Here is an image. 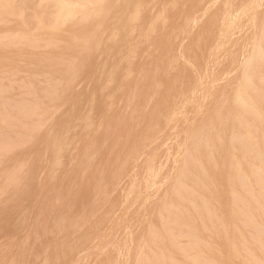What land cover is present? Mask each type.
<instances>
[{"label": "rangeland", "instance_id": "374dc122", "mask_svg": "<svg viewBox=\"0 0 264 264\" xmlns=\"http://www.w3.org/2000/svg\"><path fill=\"white\" fill-rule=\"evenodd\" d=\"M70 1L0 0V264H264V0Z\"/></svg>", "mask_w": 264, "mask_h": 264}, {"label": "bare ground", "instance_id": "6f19581e", "mask_svg": "<svg viewBox=\"0 0 264 264\" xmlns=\"http://www.w3.org/2000/svg\"><path fill=\"white\" fill-rule=\"evenodd\" d=\"M69 1H70V0H68V2H69ZM77 1H78V0H77ZM82 1H83V0H82ZM87 1H88V0H87ZM92 1H94L95 4H96V2H97L96 0H92ZM100 1H102V0H99V3H100ZM114 1H115V0H114ZM114 1H113V3H114ZM130 1H132V0H130ZM53 2H54V0H53ZM60 2H61V1H60ZM70 2H71V1H70ZM94 2H91V3H90V1H89L90 4H92V3H94ZM106 2H108V1L106 0ZM55 3H56L57 5H60V4H58V2H56V0H55ZM62 3H64V2H62ZM65 3H66V2H65ZM71 3H72V2H71ZM75 3H76V2H75ZM77 3H78V2H77ZM77 3H76V4H77ZM79 3H80V0H79ZM81 3H82V6L85 7L84 4H83L84 2H81ZM87 3H88V2H87ZM87 3H86V4H87ZM129 3H130V2H129ZM223 3H224V2H223ZM2 4H3V3H2ZM4 4H5V3H4ZM7 4H8V3H7ZM66 4H67V3H66ZM69 4H70V3H69ZM73 4H74V3H73ZM106 4H107V3H106ZM122 4H123V3H122ZM11 5H12V4H11ZM70 5H71V4H70ZM70 5H68V6H70ZM92 5H93V4H92ZM103 5H105V2H104ZM107 5H109V4H107ZM110 5H111V3H110ZM133 5H134V4H132V5L130 6V8H131ZM227 5H228V4H227ZM254 5H255V4H254ZM6 6H8V5H6ZM62 6H63V4H62ZM64 6H65V5H64ZM64 6H63V8H64ZM68 6H66V7L69 8ZM78 6H79L78 8L81 7L80 5H78ZM87 6H88V5H87ZM90 6H91V5H90ZM96 6L99 7V5H96ZM96 6H95V7H96ZM100 6H101V5H100ZM0 7H1V6H0ZM66 7H65V9H67ZM73 7H74V5H73V6L71 5V8H73ZM114 7H115V6H114ZM114 7H113V8H114ZM116 7H117V5H116ZM241 7H242V6H241ZM2 8H3V6H2ZM54 8H55V7H54ZM54 8H53V9H54ZM59 8H61V7H58V10H60ZM71 8H70V9H71ZM75 8H76V6H75ZM86 8H87V7H86ZM88 8H91V7L88 6ZM104 8H106V7H104ZM108 8H109V6H108ZM244 8H245V7H244ZM4 9H5V8H4ZM65 9H64V10H65ZM76 9H77V8H76ZM91 9H93V8H91ZM133 9H134V8H133ZM1 10H3V9H1ZM1 10H0V12H1ZM10 10H11V8H9V11H10ZM72 10H73V9H72ZM83 10H85V9H83ZM89 10H90V9H89ZM89 10L87 9V10H85V11H82L81 13L86 12V11H89ZM95 10L97 11L98 9H95ZM95 10H94V12H95ZM105 10H106V9H105ZM135 10H136V9H135ZM3 11H4V10H3ZM13 11H14V9H13ZM62 11H63V10H62ZM80 11H81V10H80ZM100 11H101V10H100ZM11 12H12V11H11ZM60 12H61V10H60ZM65 12L70 13L71 11L69 12V9H68V10L65 11ZM72 12L75 13V11H72ZM89 12H90V11H89ZM89 12H88V13H89ZM162 12H163V11H162ZM226 12H227V11H226ZM1 13H3V12H1ZM9 13H10V12H9ZM55 13L57 14V12H55ZM62 13H63V12H62ZM68 13H66L67 16L69 15ZM76 13H77V12H76ZM81 13H80V14H81ZM88 13H87V15H88ZM92 13H93V12H92ZM104 13H105V11H104ZM106 13H107V12H106ZM63 14H65V13H63ZM83 14H84V13H83ZM83 14H82V15H83ZM94 14H95V13H94ZM136 14H137V13H136ZM4 15H5V14H4ZM66 15L64 16L65 18H66ZM70 15H71V14H70ZM70 15H69V16H70ZM78 15H79V14H78ZM82 15H80V16H82ZM84 15H85V14H84ZM84 15H83V16H84ZM87 15H85V16H87ZM92 15H93V14H92ZM157 15H158V14H157ZM157 15H156V16H157ZM13 16L15 17V13L13 14ZM58 16H59V15H58ZM71 16H75V15L72 14ZM71 16L68 18L69 20H70V18H72ZM83 16H82V19L84 20L85 17L83 18ZM89 16H90V15H89ZM127 16H128V15H127ZM130 16H131V15H130ZM134 16H135V15H134ZM136 16H137V15H136ZM158 16H159V15H158ZM158 16H157V17H158ZM201 16H203V14H202ZM6 17H7V16H6ZM8 17H9V16H8ZM78 17H79V16H78ZM231 17H232V16H231ZM12 18H13V17H11V19H12ZM59 18H61V17H59ZM93 18H94V17H93ZM102 18H103V15H102ZM2 19H3V18H2ZM53 19H54V18H53ZM76 19H77V21H75V22H78V21L81 20L80 17H79V18L76 17ZM76 19L73 18V20H72V19H71V20H72L73 23H74V20H76ZM105 19H106V18H105ZM153 19H154V18H153ZM71 20H70V21H71ZM85 20H86V19H85ZM85 20H84V21H85ZM88 20H89V18H88ZM101 20H102V19H101ZM128 20H129V18H128ZM185 20H186V19H185ZM228 20L230 21V19H228ZM0 21H1V20H0ZM14 21H16V20H14ZM60 21H61V20H60ZM60 21H59V22H60ZM63 21H64V20H63ZM132 21H133V20H132ZM247 21H248V20H247ZM4 22H5V21H4ZM39 22H40V21H39ZM61 22H62V21H61ZM103 22H105V20H104ZM151 22H153V21H151ZM6 23H7V22H6ZM54 23H56V22H54ZM64 23H65V22H64ZM71 23H72V22H71ZM149 23H150V22H149ZM194 23H195V22H194ZM3 24H4V23H3ZM41 24H42V22H41ZM47 24L50 25L49 23H46V25H47ZM58 24H60V23H58ZM75 24H76V23H75ZM77 24H79V23H77ZM77 24H76V25H77ZM87 24H88V23H87ZM0 25H2V23H0ZM10 25H11V24H10ZM48 25H47V28H50V27H48ZM62 25H63V24H62ZM62 25H61V26H62ZM85 25H86V24H85ZM150 25H151V24H150ZM50 26H52V24H51ZM252 26H253V25H252ZM4 27L6 28V25H5ZM43 27H44V25H43ZM45 27H46V26H45ZM53 27H54V26H53ZM53 27H52V28H53ZM65 27H66V29L68 28L67 26H65ZM65 27H64V28H65ZM75 27H76V26H75ZM80 27H81V26H80ZM104 27H105V26H104ZM0 28H1V27H0ZM2 28H3V27H2ZM11 28H12V27H11ZM38 28H40V27H38ZM47 28H46L45 30H48ZM52 28H50L49 30L51 31ZM73 28H74V27H73ZM78 28H79V27H78ZM96 28H97V27H96ZM100 28H101V27H100ZM3 29H4V28H3ZM3 29H0V30H3ZM62 29H63V28H62ZM101 29H102V28H101ZM103 29H105V28H103ZM191 29H192V28H191ZM191 29H190V30H191ZM234 29H235V28H234ZM60 30H61V29H60ZM67 30H68V29H67ZM131 30H132V29H131ZM11 31H12V30H11ZM52 31H53V30H52ZM69 31H70V29H69ZM145 31H146V30H145ZM181 31H182V29H181ZM37 32H38V31H37ZM45 32H46V31H45ZM45 32H44V33H45ZM56 32H57V28H56L55 33H56ZM59 32H60V31H59ZM61 32H62V31H61ZM61 32L59 33V35L61 34ZM65 32H66V31H65ZM151 32H152V31H151ZM7 33H8V32H7ZM40 33L43 34V33H42V30H41ZM50 33H51V34H50ZM50 33H49V37H52V36L58 35L57 33L54 35V34H53L54 31H53V33H52V32H50ZM63 33H64V32H63ZM97 33H99V32H97ZM144 33H145V32H144ZM181 33H182V32H181ZM237 33H238V32H237ZM47 34H48V33H47ZM52 34H53V35H52ZM69 34H71V33L69 32ZM100 34H102V32H101ZM100 34H99V35H100ZM222 34H223V33H222ZM222 34H221V35H222ZM224 34H225V33H224ZM8 35H9V34H8ZM14 35H15V33H14ZM36 35H37V34H36ZM44 35H45V34H44ZM50 35H52V36H50ZM59 35H58V37H59ZM64 35H65V34H64ZM81 35H82V34H81ZM95 35H96V34H95ZM111 35H112V34H111ZM130 35H131V34H130ZM6 36H7V35H6ZM28 36H29V35H28ZM30 36H31V35H30ZM40 36H41V35H40ZM114 36H115V35H114ZM128 36H129V35H128ZM26 37H27V36H26ZM36 37H38V36H36ZM46 37H48V36H46ZM55 37H56V36H55ZM97 37H98V36H97ZM104 37H105V36H104ZM112 37H113V36H112ZM230 37H231V36H230ZM32 38H33V36H32ZM39 38H40V37H39ZM43 38H44V37H43ZM56 38H57V37H56ZM60 38H61V36H60ZM65 38H67V36H65ZM65 38H64V39H65ZM110 38H111V37H109V39H110ZM143 38H144V37H143ZM217 38H218V37H217ZM222 38H223V37H222ZM72 39H73V38H72ZM98 39H99V38H98ZM37 40H39V39H37ZM3 41H5V40H3ZM67 41H69V40H67ZM74 41H75V40H74ZM105 41H106V40H105ZM112 41H113V40H112ZM182 41H183V40H182ZM42 42H43V41H42ZM72 42H73V41H72ZM72 42H71V43H72ZM96 42H97V40H96ZM12 43H13V42H12ZM127 43H128V42H127ZM214 43H215V42H214ZM214 43H213V44H214ZM44 44H45V43H44ZM93 44H94V43H93ZM222 44H223V43H222ZM11 45H12V44H11ZM94 45H95V44H94ZM94 45H93V46H94ZM26 47H27V45H26ZM65 48H66V47H65ZM92 48L94 49V47H92ZM211 48H212V46H211ZM211 48H210V49H211ZM254 48H255V47H254ZM263 48H264V47H263ZM1 49H2V48H1ZM30 49H31V48H30ZM216 49H217V47H216ZM216 49H215V50H216ZM31 50H34V49H31ZM46 50L48 51V49H46ZM57 50H58V49H57ZM250 50H251V49H250ZM262 50H264V49H262ZM38 51H41V50H38ZM42 51H43V50H42ZM55 51H56V50H55ZM177 51H178V50H177ZM18 52H19V51H18ZM50 52H51V51H50ZM52 52H53V51H52ZM84 52H85V51H84ZM87 52H89V51H87ZM208 52H209V51H208ZM208 52H207V53H208ZM240 52H241V51H240ZM31 53H32V52H31ZM129 53H130V52H129ZM262 53H264V52H262ZM42 54H43V52H42ZM54 55H55V54H54ZM13 56H15V55H13ZM128 56H129V54H128ZM180 56H181V55H180ZM263 56H264V55H263ZM47 57H48V56H47ZM1 58H3V57H1ZM131 58H132V57H131ZM219 58H220V57H219ZM3 60H4V59H3ZM41 60H42V59H41ZM125 60H126V59H125ZM205 60H206V59H205ZM215 60H216V59H215ZM244 60H245V58H244ZM259 60H262V59H259ZM36 61L39 62L38 59H37ZM43 61H45V59H44ZM47 61H48V59H47ZM2 62H3V61H2ZM126 62H127V61H126ZM184 62H185V61H184ZM204 62H205V61H204ZM212 62H213V61H212ZM262 62H263V60H262ZM33 63H36V62L33 61ZM54 63H55V62H54ZM82 63H83V62H82ZM233 63H234V62H233ZM36 64H37V63H36ZM38 64H39V63H38ZM48 64H49V63H48ZM50 64H51V63H50ZM52 64H53V62H52ZM102 64H103V63H102ZM127 64H128V63H127ZM234 64H235V63H234ZM43 65H46V64H43ZM81 65H82V64H81ZM203 65H204V64H203ZM100 66H102V65L100 64ZM262 66H264V65L262 64ZM18 67H19V66H18ZM115 67H116V66H115ZM8 68H10V67H8ZM24 68H25V67H24ZM48 68H49V67H48ZM193 68H194V67H193ZM263 68H264V67H263ZM4 69H5V68H4ZM41 69H42V68H41ZM46 69H47V68H45L44 70H46ZM259 69H260V68H259ZM0 70H1V69H0ZM23 70H24V69H23ZM37 70H39V69H37ZM37 70H36V71H37ZM48 70H49V69H48ZM112 70H113V69H112ZM198 70H199V69H198ZM214 70H215V69H214ZM9 71H10V70H9ZM13 71H14V70H13ZM30 71H31V70H30ZM30 71L28 70V73H29ZM33 71H35V70H33ZM80 71H81V69H80ZM101 71H102V70H101ZM256 71H257V70H256ZM41 72H42V71H41ZM107 72H108V71H107ZM125 72H126V71H125ZM125 72H124V73H125ZM5 73H6V72H5ZM199 73H200V72H199ZM259 73H260V72H259ZM262 73L264 74V71H263ZM41 74H42V73H41ZM200 74H201V73H200ZM252 74H253V73H252ZM10 75H11V74H10ZM13 75H14V74H13ZM42 75H43V74H42ZM108 75H109V73H108ZM127 75H128V74H127ZM197 75H198V74H197ZM249 75H250V74H249ZM256 75H257V74H256ZM125 76H126V75H125ZM203 76H204V75H203ZM9 77H10V76H9ZM122 77H123V76H122ZM218 77H219V76H218ZM257 77H258V76H257ZM262 77H263V76H262ZM14 78H15V77H14ZM43 78H44V77H43ZM213 78H216V77H213ZM221 78H222V77H221ZM19 79H20V78H19ZM33 79H34V78H33ZM44 79H45V78H44ZM47 79H48V77H47ZM124 79H125V78H124ZM211 80H212V79H211ZM215 80H216V79H215ZM219 80H220V79H219ZM258 80H259V78H258ZM7 81H8V80H7ZM7 81L5 80L6 83H7ZM193 81H194V80H193ZM8 82H9V81H8ZM210 82H211V81H210ZM259 82H260V81H259ZM263 82H264V81H263ZM18 83H19V81H18ZM43 83H44V82H43ZM214 83H215V82H214ZM46 84H47V83H45V85H46ZM192 84H193V83H192ZM256 84H257V83H256ZM8 85H9V84H8ZM16 85H17V84H16ZM105 85H106V84H105ZM209 85H210V84H209ZM257 85H258V84H257ZM263 85H264V84H263ZM17 86H18V85H17ZM47 86H48V85H47ZM120 86H121V85H120ZM193 86H194V84H193ZM259 86H260V85H259ZM102 87H103V86H102ZM254 87H255V86H254ZM0 88H1V87H0ZM3 88H5V87H3ZM261 88H263V87H261ZM8 89H9V88H8ZM116 89H117V88H116ZM191 89H192V88H191ZM254 89H255V88H254ZM9 90H10V89H9ZM24 90H25V89H24ZM41 91H42V90H41ZM43 91H44V90H43ZM98 91H99V90H98ZM189 91H190V90H189ZM247 91H249V90H247ZM254 91H255V90H254ZM24 93H25V92H24ZM46 93H47V92H46ZM91 93H92V92H91ZM181 93H182V92H181ZM186 93H187V92H186ZM209 93H210V91H209ZM245 93H246V92H245ZM259 93H260V92H259ZM53 94H54V93H53ZM240 94H241V93H240ZM9 95L11 96V94H9ZM9 95H8V96H9ZM27 95H28V94H27ZM205 95H206V94H205ZM248 95H250V94L248 93ZM255 95H256V94H255ZM255 95H254V97H255ZM260 95H261V94H260ZM2 96H3V95H1V97H2ZM235 96H236V95H235ZM244 96H245V94H244ZM3 97H4V96H3ZM5 97H6V96H5ZM11 97H12V96H11ZM25 97H28V96H25ZM180 97H181V96H180ZM187 97H188V96H187ZM187 97H184V98H182V99H185V98H187ZM233 97H234V96H233ZM237 97H239V96H237ZM237 97H236V98H237ZM254 97H253V98H254ZM260 97H262V96H260ZM244 98H245V97H244ZM6 99H7V98H6ZM19 99H20V98H19ZM30 99H31V98H30ZM204 99H205V98H204ZM254 99H255V98H254ZM260 99H261V98H260ZM3 100H4V99H3ZM22 100H23V99H22ZM35 100H36V99H35ZM210 100H211V99H210ZM241 100L243 101L242 98H241ZM246 100L248 101L249 99H246ZM0 101H1V100H0ZM57 101H58V100H57ZM251 101H252V100H251ZM261 101H264V100L262 99ZM4 102H5V101H4ZM6 102H7V101H6ZM13 102L15 103V101H13ZM21 102H22V101H21ZM182 102H183V101H182ZM240 102H241V101H240ZM255 102H257L256 99H255ZM0 103H1V102H0ZM18 103H20V102L18 101ZM34 103H35V102H34ZM90 103H91V102H90ZM250 103H251V102H250ZM202 104H203V103H202ZM257 104H258V102H257ZM1 105H2V107H3V102H2ZM6 105H7V103H6ZM17 105H19V104H17ZM28 105H29V103H28ZM32 105H33V104H32ZM56 105H57V104H56ZM179 105H180V104H179ZM190 105H191V104H190ZM241 105L244 106V104H241ZM245 105H246V104H245ZM262 105L264 106L263 103H262ZM14 106H15V104H14ZM180 106H181V105H180ZM243 106H242V107H243ZM251 106H252V105H251ZM257 107H258V106H257ZM200 108H201V107H200ZM258 108H259V107H258ZM21 109H22V108H21ZM33 109H34V108H33ZM70 109H71V108H70ZM254 109H255V107H254ZM10 110H11V109H10ZM156 110H157V109H156ZM242 110H243V108H242ZM246 110H247V106H246ZM250 110L252 111V109H250ZM255 110H256V109H255ZM259 110H260V108H259ZM261 111H262V110H261ZM15 112H16V111H15ZM20 112H21V111H20ZM70 112H71V111H70ZM80 112H81V111H80ZM88 112H89V111H88ZM254 112H255V114H257L256 111H254ZM10 113H11V112H10ZM29 113H30V112H29ZM174 113H175V112H174ZM262 113H263V112H262ZM241 114H242V113H241ZM255 114H254V116H255ZM3 115H5V113H4ZM35 115H36V114H34V116H35ZM239 115H240V114H239ZM244 115H245V114H244ZM250 115H251V113H250ZM5 116H8V115H5ZM61 116H62V115H61ZM169 116H170V115H169ZM245 116H246V115H245ZM257 116H258V114H257ZM36 117H37V115H36ZM173 117H174V116H173ZM188 117H189V116H188ZM239 117H240V116H239ZM246 117H247V116H246ZM246 117H245V118H246ZM261 117H262V116H261ZM83 118H84V117H83ZM180 118H181V117H180ZM252 118H253V115H252ZM255 118L257 119L256 116H255ZM255 118H254V119H255ZM258 118H259V117H258ZM86 119H87V117H86ZM232 119H233V118H232ZM238 119H239V118H238ZM83 120H84V119H83ZM83 120H81V121H83ZM235 120H236V119H235ZM240 120H241V122H242V119H240ZM247 120H248V119H247ZM257 120H258V119H257ZM164 121H165V120H164ZM231 121H232V120H231ZM236 121H237V120H236ZM236 121H235V122H236ZM245 121H246V120H245ZM248 121L251 122L250 120H248ZM253 121H254V120H253ZM0 122H1V120H0ZM232 122H233V121H232ZM258 122H260V119H259ZM258 122H257V125H258ZM262 122H263V121H262ZM1 123H3V121H2ZM223 123H225V122H223ZM223 123H222V124H223ZM228 123H229L228 126H230L231 123H230V122H228ZM246 123H247V122H246ZM87 124H88V123H87ZM236 124L238 125L239 123L236 122ZM241 124H243V123H241ZM252 124H253V123H252ZM2 125H3V124H2ZM261 125H262V124H261ZM5 126H6V125H5ZM5 126H3V127H5ZM173 126H174V125H173ZM232 126H233V125H232ZM232 126H231V128H232ZM242 126H244V125H242ZM6 127H7V126H6ZM87 127H88V126H87ZM258 127H259V126H258ZM258 127H256V129H257ZM260 127H263V126H260ZM82 128H83V127H82ZM222 128H225V127L223 126V127H221L220 129H222ZM249 128H250V127H249ZM251 128H253V127H251ZM1 129H3V128H1ZM64 129H65V128H64ZM226 129H227V128H226ZM229 129H230V127H229ZM236 129H237V128H236ZM241 129H242V128H241ZM258 129H259V128H258ZM4 130H5V129H4ZM66 130H67V129H66ZM81 130H82V129H81ZM170 130H174V129H170ZM170 130H169V131H170ZM246 130H247V129H246ZM253 130H255V129L253 128ZM262 130H263V129H262ZM262 130H261V131H262ZM193 131H194V130H193ZM237 131H238V129H237ZM241 131H242V130H241ZM244 131H245V130H244ZM257 131H258V130H257ZM261 131H260V132H261ZM263 131H264V130H263ZM56 132H57V131H56ZM62 132H63V131H62ZM67 132H68V131H67ZM189 132H190V130H189ZM232 132H233V131H232ZM258 132H259V131H258ZM260 132H259V133H260ZM187 133H188V131H187ZM253 133H254V131L252 132V134H253ZM259 133H258V134H259ZM1 134H2V133H1ZM155 134H156V133H155ZM190 134H191V133H190ZM240 134H242V132H241ZM247 134H248V133H247ZM262 134H263V133H262ZM262 134L260 133V136H261ZM174 135H175V134H174ZM249 135H250V134H249ZM62 136H63V135H62ZM189 136H190V135H189ZM215 136H216V135H215ZM218 136H219V134H218ZM253 136H254V134H253ZM8 137H9V136H8ZM51 137H52V136H51ZM54 137H55V136H54ZM54 137H53V138H54ZM72 137H73V136H72ZM219 137H220V136H219ZM243 137H244V136H243ZM248 137H249V136H248ZM255 137H256V135H255ZM258 137H259V136H258ZM2 138H3V136H2ZM2 138H1V140H2ZM59 138H60V135H59ZM142 138H143V137H142ZM221 138H222V137H220V139H221ZM246 138H247V137H246ZM246 138H245V139H246ZM260 138H261V137H260ZM260 138H259V139H260ZM50 139L52 140V138H50ZM60 139H61V138H60ZM146 139H147V138H146ZM214 139H215V138H214ZM243 139H244V138H243ZM249 139H250V138H249ZM249 139H248V141L251 142V140H249ZM257 139H258V138H257ZM257 139H256V140H257ZM263 139H264V138H263ZM72 140H73V139H72ZM240 140H241V139H240ZM246 140H247V139H246ZM254 140H255V139H254ZM254 140H253V141H254ZM142 141H143V139H142ZM185 141H186V140H185ZM221 141H222V139H221ZM233 141H234L233 143H235V140H234V139H233ZM257 141H258V140H257ZM257 141H256V142H257ZM260 141H262V140H260ZM2 142H3V141H2ZM5 142H6V141H5ZM7 142H8V141H7ZM57 142H58V141H57ZM57 142H56V144H57ZM63 142H64V139H63ZM68 142H69V141H68ZM170 142H171V141H170ZM236 142H237V141H236ZM239 142H240V143H238V144H241V141H239ZM246 142H247V141H246ZM246 142H245V143H246ZM254 142H255V141H254ZM258 142H259V141H258ZM258 142H257V143H258ZM262 142H263V141H262ZM52 143H53V142H52ZM52 143H50V144H52ZM61 143H62V139H61ZM165 143H166V142H165ZM216 143H218L217 140H216ZM216 143H215V144H216ZM257 143H256V145H257ZM4 144H6V143H4ZM141 144H142V143H141ZM176 144H177V143H176ZM218 144H219V143H218ZM218 144H217V147H218ZM238 144H237V145H238ZM246 144H247V143H246ZM67 145H68V144H67ZM148 145H149V144H148ZM163 145H164V143H163ZM242 145H244V144H242ZM254 145H255V143H254ZM259 145H260V144H259ZM4 146H5V145H4ZM6 146H7V144H6ZM62 146H63V145H62ZM212 146H213V143H212ZM235 146H236V145H235ZM257 146H258V145H257ZM261 146H262V143H261ZM176 147H177V146H176ZM210 147H211V146H210ZM240 147H241V145H240ZM244 147H245V146H244ZM0 148H2V144H1ZM50 148H52V146H51ZM133 148H134V147H133ZM145 148H146V147H145ZM234 148H235V147H234ZM238 148H239V147H238ZM246 148H247V147H246ZM252 148H253V146H252ZM262 148H263V147H262ZM4 149H5V148H4ZM7 149H8V148H7ZM142 149H144V148H142ZM214 149H216V148H214ZM230 149H231V148H230ZM260 149H261V148H260ZM132 150H133V149H132ZM211 150H212V148H211ZM219 150H220V149H219ZM219 150H218V151H219ZM246 150H247V149H246ZM262 150H263V149H262ZM136 151H137V150H136ZM220 151H221V150H220ZM235 151H236V149H235ZM242 151H243V150H242ZM138 152H139V151H138ZM140 152H141V151H140ZM140 152H139V153H140ZM167 152H168V151H167ZM245 152H246V151H245ZM261 152H262V151H261ZM52 153H53V152H52ZM52 153H51V155H53ZM214 153L216 154L215 151H214ZM235 153H236V152H235ZM253 153H254V155H256L255 152H253ZM58 154H59V152H58ZM244 154H245V153H244ZM246 154H247V153H246ZM261 154H262V153H261ZM134 155H135V151H134ZM136 155H137V154H136ZM136 155L134 156V158H136ZM173 155H174V154H173ZM219 155H220V154H219ZM230 155H232V154H230ZM236 155H238V154L236 153ZM239 155H240V153H239ZM214 156H215V155H214ZM217 156H218V155H217ZM221 156H222V155H220V157H221ZM240 156H241V155H240ZM246 156H248V155H246ZM263 156H264V154H263ZM53 157H54V156H53ZM131 157H132V156H131ZM138 157H139V156H138ZM260 157H261V156H260ZM51 158H52V157H51ZM57 158H58V157H57ZM134 158H133V159H134ZM166 158H167V156H166ZM216 158H217V157H216ZM218 158H219V156H218ZM218 158H217V160H218ZM227 158H228V157H227ZM229 158H230V157H229ZM229 158H228V159H229ZM235 158H236V157H235ZM238 158H239V157H238ZM238 158H237V159H238ZM247 158H248V157H247ZM247 158H246V159H247ZM250 158H251V157H250ZM255 158H257V157H255ZM225 159H226V158H225ZM225 159H223V161H224ZM242 159H243V158H242ZM242 159H241V161H242ZM251 159H252V158H251ZM261 159H262V158H261ZM57 160H58V159H57ZM134 160H135V159H134ZM134 160H133V161H134ZM149 160H150V159H149ZM165 160H166V159H165ZM231 160H232V159H231ZM233 160H234V158H233ZM238 160H239V159H238ZM243 160H244V159H243ZM51 161H52V160H51ZM61 161H62V159H61ZM125 161H126V160H125ZM151 161H152V160H151ZM153 161H154V159H153ZM225 161H226V160H225ZM228 161H229V160H228ZM252 161L254 162L253 159H252ZM255 161H256V159H255ZM258 161H259V159H258ZM217 162H218V161H217ZM217 162H216V164H217ZM220 162H222V161H220ZM231 162H233V161H231ZM234 162H235V161H234ZM250 162H251V161H250ZM253 162H251V163H253ZM49 163H50V162H49ZM51 163H52V162H51ZM58 163H59V162H58ZM212 163H213V160H212ZM212 163H211V164H212ZM236 163H237V162H236ZM258 163H259L258 165H260V163L262 164V161H261V162H258ZM157 164H158V162H157ZM173 164H174V162H173ZM218 164H220V163L218 162ZM227 164H228V163H227ZM229 164H230V163H229ZM244 164H245V163H244ZM54 165H55V163H54ZM54 165H53V166H54ZM151 165H153V163H152ZM246 165H247V164H246ZM248 165H249V164H248ZM262 165H263V164H262ZM262 165H261V166H262ZM57 166H58V165H57ZM162 166H163V165H162ZM162 166H161V167H162ZM211 166L213 167V164H212ZM220 166H221V165H220ZM253 166H254V165H253ZM256 166H257V165H256ZM139 167H140V166H139ZM197 167H198V166H197ZM209 167H210V166H209ZM224 167H225V165H224ZM227 167H228V166H227ZM245 167H246V166L244 165V168H245ZM249 167H250V166H249ZM158 168H159V167H157V170H156V171H158ZM165 168H166V166H165ZM199 168H200V167H199ZM210 168H211V167H210ZM222 168H223V166H222ZM257 168H258V167H257ZM257 168H255L254 171H255ZM260 168H261V167H260ZM48 169H49V167H48ZM50 169H51V168H50ZM148 169H149V168H148ZM213 169H214V167H213ZM219 169H220V168L218 167V170H219ZM234 169H235V168H234ZM247 169H248V168H247ZM250 169H251V168H250ZM252 169H253V167H252ZM261 169H262V168H261ZM261 169H259V170H261ZM165 170H166V169H165ZM225 170H226V169H225ZM240 170H241V168H240ZM243 170H244V169H243ZM245 170H246V169H245ZM115 171L118 173V171H117L116 169H115ZM154 171H155V170H154ZM156 171H155V172H156ZM160 171H161V170H160ZM200 171H202L201 168H200ZM212 171H213V170H212ZM214 171H215V170H214ZM227 171H228V172H227ZM246 171H247V170H246ZM257 171H258V170H257ZM112 172H113V171H112ZM136 172H137V171H136ZM143 172H144V171H143ZM147 172H148V174H149L150 172H151L150 174H152V169H151L150 172H149V170H148ZM162 172H163V171H162ZM165 172H166V171H165ZM203 172H204V171H203ZM220 172H221V171H219V173H220ZM223 172H224V171H223ZM225 172H227V173L230 172V171H229V167H228V169H227ZM234 172H236V171H234ZM241 172H242V170H241ZM248 172H249L248 175L250 176V173H251V172H250L249 170H248ZM252 172H253V171H252ZM263 172H264V170H263ZM145 173H146V172H145ZM153 173H154V172H153ZM174 173H175V172H174ZM194 173H195V172H194ZM196 173H197V172H196ZM211 173H212V172H211ZM215 173H216V175H217V172H215ZM253 173H254V172H253ZM158 174H159V172H158ZM162 174H163V173H162ZM165 174H166V173H165ZM188 174H189V172L187 173V175H188ZM197 174H198V173H197ZM204 174H205V173H204ZM212 174H213V173H212ZM224 174H225V173H224ZM224 174H223V175H224ZM254 174H256V173H254ZM257 174H258V173H257ZM39 175H40V174H39ZM153 175H154V174H153ZM153 175H152V176H153ZM199 175H200V174H199ZM213 175H214V174H213ZM213 175H212V176H213ZM232 175H233V174H232ZM236 175H237V172H236ZM236 175H234V176H236ZM239 175H240V174H239ZM239 175H238V176H239ZM251 175H252V174H251ZM258 175H259V174H258ZM260 175H261V174H260ZM50 176H51V174H50ZM53 176H54V174H53ZM152 176H150L149 178L153 179ZM188 176H189V175H188ZM195 176H196V175H195ZM230 176H231V175H230ZM240 176H241V175H240ZM51 177H52V176H51ZM116 177H117V176H116ZM118 177H119V176H118ZM130 177H131V176H130ZM146 177H147V176H146ZM182 177H183V176H182ZM193 177H194V176H193V174H192V179H193ZM200 177H201V176H200ZM216 177H217V176H216ZM225 177H226V176H225ZM225 177H223V178H225ZM231 177H232V176H231ZM241 177L243 178V176H241ZM255 177H257V179L254 178L255 180H258V179H259L258 176H255ZM48 178H49V177H48ZM108 178H109V177H108ZM147 178H148V177H147ZM160 178H161V177H160ZM190 178H191V177H190ZM205 178H206V177H205ZM205 178H203V180H204ZM213 178H214V177H213ZM227 178H228V177H227ZM233 178H234V177H233ZM233 178H232V179H233ZM242 178H241V179H242ZM251 178H253V177H251ZM261 178H262V177H261ZM111 179H113V178H111ZM154 179H155V176H154ZM165 179H167V178H165ZM165 179H162V180H165ZM170 179H171V178H170ZM201 179H202V178H201ZM238 179H239V178H238ZM238 179H237V180H238ZM249 179H250V178L247 177V180H249ZM114 180H115V179H114ZM117 180H118V178H117ZM145 180H146V182H147V179H144V181H145ZM185 180H186V179H185ZM212 180H214V179H212ZM235 180H236V179H235ZM261 180H262V179H261ZM115 181H116V180H115ZM132 181H133V180H132ZM151 181H152V180H151ZM155 181L157 182L158 180H155ZM186 181H187V180H186ZM189 181H190V180H189ZM193 181H195V180L193 179ZM215 181H216V180H215ZM215 181H214V182H215ZM219 181H220V180H219ZM250 181H251V180H250ZM250 181H249V183H250ZM146 182H143V183H146ZM152 182H154V180H153ZM184 182H185V181H184ZM198 182H199V181H198ZM201 182H202V181H201ZM201 182H200V184H201ZM206 182H208V181L206 180ZM222 182H223V180H222ZM228 182H229V181H228ZM228 182H227V183H228ZM231 182H232V181H231ZM238 182H239V181H238ZM238 182L236 181V185H237V184H238V185L240 184V183H238ZM251 182H252V181H251ZM253 182H254V181H253ZM261 182H262V181H261ZM103 183H104V182H103ZM132 183H133V182H132ZM157 183H158V182H157ZM186 183H187V182H186ZM188 183H190V185L192 184V182H188ZM208 183H209V182H208ZM210 183H211V182H210ZM220 183H221V182H220ZM220 183L218 182V184H220ZM227 183H226V184H227ZM243 183H244V181H243ZM243 183H242V184H243ZM246 183H247V181H246ZM254 183H255V182H254ZM104 184H105V183H104ZM129 184H130V183H129ZM149 184H150V183H149ZM198 184H199V183H198ZM200 184H199V186H200V188H202V186H201ZM221 184H222V183H221ZM223 184H224V182H223ZM232 184H233V182H232ZM257 184H258L259 187H260V183H257ZM105 185H106V184H105ZM133 185H134V184H133ZM159 185H161V184H159ZM210 185H211V184H210ZM233 185H234V184H233ZM252 185H253V184H252ZM255 185H256V184H255ZM101 186H103V185H101ZM116 186H117V185H116ZM116 186H115V187H116ZM128 186H129V185H128ZM146 186H147V185H146ZM149 186H151V185H148V187H149ZM195 186H196V185H195ZM205 186H206V185H205ZM207 186H208V185H207ZM111 187H112V186H111ZM144 187H145V186H144ZM144 187H143V188H144ZM219 187L221 188V187H224V186H220V185H219ZM225 187H226V185H225ZM225 187H224V188H225ZM229 187H230V186H229ZM229 187H227V188L230 190L231 188H229ZM233 187H234V186H233ZM240 187L242 188L241 185L239 186V188H240ZM244 187H247V186L244 185ZM261 187H262V185H261ZM261 187H260V188H261ZM102 188H103V187H102ZM105 188H106V187H105ZM129 188H131V187H129ZM137 188H138V187L136 186V189H137ZM195 188H196V187H195ZM203 188H204V187H203ZM211 188H212V187H211ZM220 188H219V190H220ZM227 188H226V189H227ZM247 188H248V187H247ZM247 188H244V189L247 190ZM249 188H250V186H249ZM249 188H248V191H249ZM252 188H253V187H252ZM255 188H257V187L255 186ZM190 189H191V188H190ZM197 189H198V188H197ZM204 189H207V187L204 188ZM213 189H214V188H213ZM222 189H223V188H222ZM226 189H225V190H226ZM236 189H237V188H236ZM236 189H235V190H236ZM242 189H243V188H242ZM253 189H254V188H253ZM130 190H131V189H130ZM143 190H144V189H143ZM201 190H202V189H201ZM214 190H215V189H214ZM97 191H98V190H97ZM99 191H100V190H99ZM109 191H110V190H109ZM121 191H122V190H121ZM188 191H190V190H188ZM194 191H195V190H194ZM204 191H205V190H204ZM207 191H208V189L206 190V194H207ZM237 191H238V189H237ZM241 191H243V190H241ZM248 191H246V192H248ZM100 192H102V191H100ZM100 192H99V193H100ZM104 192H105V191H104ZM195 192H196V191H195ZM244 192H245V190H244ZM249 192H250V191H249ZM124 193H125V192H124ZM124 193H123V194H124ZM129 193H130V192H129ZM136 193H137V192H136ZM143 193H144V192H143ZM191 193H192V192H191ZM200 193H201V192H200ZM212 193H213V191H212ZM221 193H222V192H221ZM240 193H241V192H240ZM240 193H239V194H240ZM251 193H252V192H251ZM257 193H258V192H257ZM96 194H97V193H96ZM100 194H101V193H100ZM100 194H99V195H100ZM108 194H109V193H108ZM123 194H122V195H123ZM130 194H131V193H130ZM130 194H129V195H130ZM209 194H210V193H208V195H209ZM213 194H214V193H213ZM215 194H216V191H215ZM215 194H214V196H215ZM104 195H105V193H104ZM124 195H125V194H124ZM124 195H123V197H124ZM138 195H139V194H138ZM196 195H197V193H196ZM221 195H222V194H221ZM249 195H250V194H249ZM255 195H256V192H255ZM261 195H262V193H261ZM263 195H264V194H263ZM263 195H262V197H263V199H264V196H263ZM93 196H94V195H93ZM101 196H103V195H101ZM127 196H128V193H127ZM190 196H192V195H190ZM197 196H198V195H197ZM200 196H201V195H200ZM204 196H205V195H204ZM218 196H219V195H218ZM240 196H241V195H240ZM257 196H258V195H257ZM259 196H260V195H259ZM103 197H104V196H103ZM206 197H207V195H206ZM209 197H210V196H209ZM238 197H239V196H238ZM241 197H242V196H241ZM247 197H248V196H247ZM124 198H126V197H124ZM196 198H197V197H196ZM198 198H199V197H198ZM201 198H202V197H201ZM244 198H245V197H244ZM260 198H261V197H260ZM103 199H104V198H103ZM119 199H120V198H119ZM143 199H144V198H143ZM207 199H208V198H207ZM237 199H239V198H237ZM247 199H249V197H248ZM254 199H255V198H253V199L251 198V200H254ZM256 199H257V198H256ZM97 200H98V199H97ZM124 200H125V199H123V201H124ZM208 200H209V199H208ZM211 200H212V199H211ZM235 200H236V199H235ZM241 200H242V198H241ZM245 200H246V198H245ZM260 200H261V199H260ZM99 201L101 202V200H99ZM119 201H120V200H119ZM125 201H126V200H125ZM197 201H198V200H197ZM199 201H200V199H199ZM199 201H198V202H199ZM203 201H204V200H203ZM209 201H210V200H209ZM231 201H233V200H231ZM239 201H240V199H239ZM242 201H243V200H242ZM261 201H262V200H261ZM95 202H96V201H95ZM120 202H121V201H120ZM200 202L202 203V201H200ZM212 202H213V201H212ZM246 202H247V201H246ZM254 202H256V200H254L252 203L254 204ZM123 203H124V202H123ZM201 203H200V204H201ZM203 203H204V202H203ZM203 203H202V206H203L205 209L202 208V209H203L202 211H204V210L206 211V207L204 206ZM214 203L216 204L215 200H214ZM229 203H230V202H229ZM239 203H240V202H239ZM239 203H238V204H239ZM247 203H248V202H247ZM252 203H251V206H253ZM120 204H121V203H120ZM215 204H214V206H215ZM241 204H242V202H241ZM248 204H249V203H248ZM255 204H256V203H255ZM255 204H254V205H255ZM263 204H264V203H262L261 205H263ZM217 205H218V204H217ZM233 205H234V204H233ZM239 205H240V204H239ZM257 205H258V204H257ZM196 206H197V205H196ZM200 206H201V205H200ZM218 206H219V205H218ZM225 206H226V205H225ZM225 206H224V207H225ZM231 206H232V205H231ZM235 206H236V205H235ZM235 206H234V207H235ZM263 206H264V205H263ZM215 207H217V206H215ZM232 207H233V206H232ZM244 207H245V206H244ZM258 207L261 208V206H258ZM217 208H218V207H217ZM220 208H221V207H220ZM228 208H231L230 205H229ZM236 208H237V207H236ZM236 208H235L234 210H236ZM245 208H246V207H245ZM250 208H251V207H249V210H251ZM199 209H200L199 211L201 212V208H200V207H199ZM207 209H208V208H207ZM211 209H212V208H211ZM258 209H259V208H258ZM24 210H26V208H25ZM197 210H198V209H197ZM209 210H210V209H209ZM212 210H213V209H212ZM217 210H218V209H217ZM220 210H221V209H220ZM223 210H224V208H223ZM227 210H228V209H227ZM227 210H225V211H226V213H225L226 217L228 216V215H227V213H228ZM247 210H248V209H247ZM255 210H256V209L254 208V211H255ZM260 210H261V209H260ZM109 211H110V210H109ZM114 211H115V210H114ZM218 211H219V210H218ZM242 211H243V210H242ZM242 211H241V212H242ZM251 211H252V210H251ZM115 212H116V211H115ZM143 212H144V210H143ZM213 212H214V211H213ZM213 212H211L212 215H213ZM238 212H239V211H238ZM80 213H81V212H80ZM185 213H186V212H185ZM205 213H206V212H205ZM207 213H208V211H207ZM217 213H218V212H217ZM229 213H230V212H229ZM234 213H235V212H234ZM246 213H247V212H246ZM248 213H249V211H248ZM250 213H251V212H250ZM260 213H261V214L263 213V208H262V212L260 211ZM196 214H198V213H196ZM203 214H204V213H203ZM219 214H221V213H219ZM21 215H22V214H21ZM186 215H188V214H186ZM186 215H185V217H186ZM194 215H195V214H194ZM209 215H210V214H209ZM239 215H240V213H239ZM242 215H244V214L242 213ZM248 215H249V214H248ZM253 215H255V214H253ZM253 215H252V216H253ZM22 216H23V215H22ZM105 216H106V214H105ZM123 216H124V215H123ZM198 216H199V215H198ZM204 216H206V215L204 214ZM207 216H208V215H207ZM240 216H241V215H240ZM245 216H247V215H245ZM260 216H261V215H260ZM262 216H263V215H262ZM103 217H104V215H103ZM111 217H112V216H111ZM135 217H136V216H135ZM180 217H181V215H180ZM196 217H197V216H196ZM200 217H201V216H200ZM208 217H209V216H208ZM211 217H212V216H211ZM229 217H230V216H229ZM248 217H249V216H247V218H248ZM257 217H258V216H256V219H257ZM60 218H61V215H60ZM62 218H63V217H62ZM117 218H118V217H117ZM205 218H206V217H205ZM227 218H228V217H227ZM239 218H240V217H239ZM242 218H243V217H242ZM242 218H241V219H242ZM258 218H259V217H258ZM262 218H264V217H262ZM22 219H23V217H22ZM143 219H144V218H143ZM191 219H192V218H191ZM201 219H202V218H201ZM207 219H208V218H207ZM213 219H214V220H213ZM213 219H212L213 221L216 220L215 217H213ZM222 219H223V218H222ZM230 219H231V218H230ZM244 219H246V218H244ZM56 220H57V219H56ZM103 220H104V219H103ZM103 220H102V221H103ZM107 220H108V217H107ZM135 220H136V219H135ZM199 220H200V219H199ZM210 220H211V219H210ZM210 220H207V221H210ZM237 220H238V219H237ZM242 220H243V219H242ZM252 220H254V219L252 218ZM257 220H258V219H257ZM259 220H260V219H259ZM20 221H21V220H20ZM61 221H62V220H61ZM185 221H186V219H185ZM223 221H224V219H223ZM75 222H76V221H75ZM86 222H87V221H86ZM99 222H100V221H99ZM103 222H104V221H103ZM108 222H109V221H108ZM197 222H198V220H197ZM202 222H204V221H202ZM202 222H201V223H202ZM219 222H220V221H219ZM219 222H218V223H219ZM228 222H229V220H228ZM240 222H241V221H240ZM254 222H255V221H253V223H254ZM259 222H260V221H259ZM21 223H22V222H21ZM57 223H59V222H57ZM101 223H102V222H101ZM178 223H179V222H178ZM182 223H184V222L182 221ZM186 223H187V221H186ZM188 223H189V221H188ZM201 223H200V226L203 224V223H202V224H201ZM209 223H210V222H209ZM211 223H212V222H211ZM221 223H222V222H221ZM232 223H233V222H232ZM235 223H236V221H235ZM247 223H248V222H247ZM247 223L245 222V224H243V226H245ZM250 223H251V222H250ZM250 223H249V224H250ZM61 224H63V222H62ZM194 224H195V222H194ZM212 224H213V223H212ZM215 224H216V221H215ZM255 224H256V222H255ZM255 224H254V225H255ZM261 224H262V223H261ZM186 225H187V224H186ZM198 225H199V224H198ZM204 225H205V224H204ZM224 225H225V224H224ZM233 225H234V223H233ZM239 225H240V224H239ZM251 225H253V224L251 223ZM71 226H72V225H71ZM188 226H191V225L188 224L187 227H188ZM196 226H197V225H196ZM208 226H209V225H208ZM216 226H218V224H217ZM220 226H221V225H220ZM227 226H228V223H227ZM227 226H226V227H227ZM241 226H242V223H241ZM246 226H247V225H246ZM256 226H258V225H256ZM74 227H75V226H74ZM90 227H91V226H90ZM92 227H93V226H92ZM92 227H91V228H92ZM95 227H97V226H95ZM202 227H203V226H202ZM209 227H210V226H209ZM211 227H212V226H211ZM222 227H223V224H222ZM224 227H225V226H224ZM247 227H248V226H247ZM57 228H58V227H57ZM124 228H125V227H124ZM192 228H193V227H192ZM203 228H205V227H203ZM215 228H216V227H215ZM236 228H237V227H236ZM242 228H243V227H242ZM249 228H250V227H249ZM257 228H260V227H257ZM78 229H79V227H78ZM89 229H90V228H89ZM188 229H189V228H188ZM210 229H211V228H210ZM220 229H221V228H220ZM220 229H219V230H220ZM226 229L229 230V228H226ZM244 229H246V228H244ZM250 229H251V228H250ZM98 230H99V229H98ZM189 230H190V229H189ZM206 230H207V229H206ZM206 230H205V231H206ZM224 230H225V229H224ZM228 230H227V231H228ZM236 230H237V229H236ZM251 230H252V229H251ZM263 230H264V227H263ZM263 230H261V231H263ZM186 231H188L187 228H186ZM209 231H210V230H209ZM213 231H214V229H213ZM229 231H230V230H229ZM249 231H250V230H249ZM253 231H254V230H253ZM253 231H252V232H253ZM255 231H256V230H255ZM259 231H260V230H259ZM121 232H122V231H121ZM199 232H200V231H199ZM202 232H204V231H202ZM217 232H218V231H217ZM223 232H224V231H222V235H221V236L224 235ZM256 232H258V231H256ZM256 232H254V233H256ZM94 233H95V232H94ZM191 233H192V232H191ZM200 233H201V232H200ZM228 233H229V232H228ZM234 233H235V232H234ZM236 233H237V232H236ZM261 233H262V232H261ZM85 234H87V233L85 232ZM90 234H91V233H90ZM186 234H187V233H186ZM188 234H189V233H188ZM204 234H205V233H204ZM210 234H211V233H210ZM226 234H227V233H226ZM238 234H239V233H238ZM247 234H248V232H247ZM252 234H253V233H252ZM252 234H251V235H252ZM263 234H264V233H263ZM119 235H120V234H119ZM182 235H183V234H182ZM214 235H215V234H214ZM231 235H232V234H230V236H231ZM234 235H235V234H234ZM240 235H241V234H240ZM240 235H239V236H240ZM249 235H250V234H249ZM257 235H260V234H257ZM179 236H181V235L179 234ZM185 236H186V235H185ZM187 236L189 237L190 235H187ZM215 236H216V235H215ZM215 236H214V237H215ZM227 236H228V235H227ZM235 236H236V235H235ZM252 236H254V235H252ZM261 236L263 237L262 234H261ZM96 237H97V236H96ZM183 237H184V235H183ZM205 237H208V236L205 235ZM218 237H220V236L218 235ZM231 237H232V236H231ZM241 237H242V235H241ZM247 237H248V236H247ZM26 238H27V237H26ZM62 238H63V237H62ZM79 238H80V237H79ZM79 238H78V239H79ZM82 238H83V236H82ZM85 238H86V237H85ZM177 238H178V237H176V239H177ZM190 238L192 239V238H194V237H191V236H190ZM190 238H189V240H190ZM208 238H209V237H208ZM208 238H207V240L209 241ZM215 238H216V237H215ZM222 238H223V237H222ZM242 238H243V237H242ZM248 238H249V237H248ZM256 238H257V236H256ZM78 239H77L76 242L79 244L78 241H79L80 239H79V240H78ZM91 239H92V238H91ZM171 239H172V238H171ZM185 239H186V238H184V240H185ZM217 239H218V238H217ZM232 239H233V238H232ZM232 239H231V240H232ZM235 239H236V238H235ZM249 239H250V238H249ZM26 240H27V239H26ZM81 240H82V239H81ZM92 240H93V239H92ZM92 240H91V242H92ZM187 240H188V238H187ZM192 240H193V239H192ZM194 240H195V239H194ZM194 240H193V241H194ZM222 240H223V239H222ZM222 240H221L220 243H222ZM241 240H242V241H245L244 239H241ZM252 240H253V239H251L250 241H252ZM71 241H72V240H71ZM193 241L190 242V244L192 243V246H194L193 243L195 242V241H194V242H193ZM196 241H197V239H196ZM201 241H202V240H201ZM203 241H204V240H203ZM203 241H202V242H203ZM216 241H217V240H216ZM239 241H240V238H239ZM254 241L257 242L256 240H254ZM259 241H260V240H259ZM176 242H177V241H176ZM197 242H198V241H197ZM209 242L211 243V241H209ZM224 242H226V241H224ZM227 242H229V241H227ZM261 242H262V241H261ZM261 242H260V243H261ZM72 243H73V242H72ZM110 243H111V242H110ZM169 243H170V242H169ZM169 243H168V244H169ZM184 243H185V242H184ZM205 243H206V242H205ZM239 243H240V242H239ZM244 243H246V242H244ZM251 243H253V241H252ZM260 243H259V245H260ZM74 244H75V243H74ZM74 244H73V245H74ZM171 244L174 245V242H171ZM195 244H196V243H195ZM203 244H204V243L201 244V242H200V245H203ZM256 244H257V246H259L258 243H256ZM69 245H70V244H69ZM75 245H76V244H75ZM109 245H110V244H109ZM207 245H208V244H207ZM207 245H206V246H207ZM215 245H216V244H215ZM219 245H220V244H219ZM222 245H223V244H222ZM224 245H227V244H224ZM224 245H223V246H224ZM231 245H233V244H231ZM240 245H241V243H240ZM242 245H243V244H242ZM261 245H262V244H261ZM261 245H260V246H261ZM60 246H61V245H60ZM82 246H83V244H82ZM169 246H170V245H169ZM175 246L178 248V246H177L176 244H175ZM175 246H174V248H175ZM186 246H187V245L185 244V248H186ZM253 246H254V245H253ZM262 246H263V245H262ZM56 247H57V246H56ZM67 247H68V246H67ZM73 247L75 248V246H73ZM172 247H173V246H172ZM188 247H190V246L188 245ZM208 247H209V246H207L206 248H208ZM212 247H213V246H212ZM214 247H215V246H214ZM216 247H217V246H216ZM225 247H228V246H225ZM117 248H118V247H117ZM177 248H175V250H176ZM203 248H204V247H203ZM230 248H231V247H230ZM239 248H240V247H238V249H239ZM255 248H257V247H255ZM80 249H81V248H80ZM181 249H182V248H181ZM181 249H180V250H181ZM187 249H189L188 251H190L191 248H187ZM196 249H197V247H196ZM198 249H199V248H198ZM198 249H197V250H198ZM235 249H236V248H235ZM240 249H241V248H240ZM245 249H246V248H245ZM253 249H254V248H253ZM263 249H264V248H262V250H263ZM57 250H59V248H58ZM76 250H77V249H76ZM76 250H75V251H76ZM93 250H94V249H93ZM170 250L172 251L171 248H170ZM208 250H209V249H208ZM210 250H213V249H210ZM227 250H228V249H227ZM256 250H257V249H256ZM45 251H46V250H44V252H45ZM85 251H86V250H85ZM118 251H119V250H118ZM177 251H178V249H177ZM199 251H200V253H202L201 250H199ZM223 251L226 252V250H223ZM241 251H242V250H241ZM241 251H240V252H241ZM246 251L248 252V250H246ZM77 252H78V251H77ZM100 252H101V251H100ZM179 252H181V251H179ZM192 252H193V251L191 250V253H192ZM195 252H196V251H195ZM195 252H194V253H195ZM205 252H206V251H205ZM214 252L218 253L217 251H214ZM230 252H231V250H230ZM234 252L237 253L235 250H234ZM242 252H243V251H242ZM256 252L258 253V251H256ZM259 252H260V251H259ZM56 253H57V252H56ZM56 253H55V254H56ZM60 253H61V252H60ZM166 253H167V252H166ZM174 253L177 255L176 252H174ZM174 253H173V254H174ZM182 253H183V250H182ZM184 253H186V249H185ZM198 253H199V252H198ZM200 253H199V254H200ZM206 253H208V252H206ZM210 253H211V252H210ZM216 253H215V254H216ZM219 253H220V252H219ZM244 253H245V252H244ZM250 253H251V252H250ZM43 254H44V253H43ZM57 254H58V253H57ZM186 254H188V253H186ZM203 254H204V253H203ZM208 254H209V253H208ZM245 254H246V253H245ZM60 255H61V254H60ZM65 255H66V254H65ZM76 255H77V254H76ZM76 255H75V257H76ZM98 255H99V254H98ZM166 255H167V254H166ZM180 255H181V253H180ZM184 255H185V254H184ZM190 255H191V254H190ZM222 255H223V254H222ZM226 255H228V253H227ZM233 255H234V254H233ZM236 255H237V254H236ZM243 255H244V254H243ZM246 255H247V254H246ZM248 255H250L249 252H248ZM258 255H259V253H258ZM261 255H262V254L260 253L259 256L261 257ZM169 256H170V255H169ZM186 256H187V255H186ZM186 256H185V257H186ZM193 256H194V255H192V257H193ZM195 256H196V255H195ZM195 256H194V257H195ZM206 256H207V255H206ZM206 256H205V257H206ZM218 256H219V254H218ZM228 256H229V255H228ZM234 256H235V255H234ZM44 257H45V256H44ZM54 257H55V256H53V258H54ZM56 257H57V255H56ZM189 257H190V256H189ZM192 257H191V258H192ZM213 257H214V256H213ZM239 257H240V256H239ZM247 257H248V256H247ZM249 257H252V256H249ZM186 258H187V257H186ZM208 258H209V257H208ZM215 258H216V257H215ZM219 258H220V257H219ZM228 258H229V257H228ZM236 258H237V257H236ZM113 259H114V258H113ZM159 259H160V258H159ZM167 259H168V257H167ZM188 259H189V258H187V260H188ZM196 259H199V258H196ZM200 259H201V261H202V257H200ZM200 259H199L198 261H200ZM249 259H251V258H249ZM263 259H264V258H263ZM42 260H43V259H42ZM55 260H56V258H55ZM160 260H161V259H160ZM189 260H190V259H189ZM193 260H194V259H193ZM204 260H205V262H206V259H204ZM204 260H203V262H204ZM210 260H211V258H210ZM210 260H208V261H210ZM213 260H214V259H213ZM226 260H227V257H226ZM242 260H243V259H242ZM251 260H252V259H251ZM44 261H45V260H44ZM44 261H43V263H44ZM52 261H53V260H52ZM93 261H94V260H93ZM162 261H163V259H162ZM167 261H168V264H169V260H167ZM170 261H172V260H170ZM233 261H234V259H233ZM254 261H255V260H254ZM45 262H46V261H45ZM109 262H110V261H109ZM189 262L192 263L193 261H192V262L189 261ZM203 262H202V264H205V263H203ZM213 262H214V261H213ZM94 263H95V262H94ZM166 263H167V262H166ZM166 263H165V264H166ZM181 263H184V261H181ZM195 263H196V261H195ZM220 263H221V262H220ZM220 263H219V264H220ZM241 263H242V261H241ZM260 263H261V262H260ZM184 264H185V263H184ZM196 264H197V263H196ZM199 264H200V263H199ZM206 264H207V263H206ZM208 264H210V263H208ZM211 264H212V261H211ZM214 264H215V263H214ZM235 264H236V263H235ZM239 264H240V263H239ZM246 264H247V263H246ZM253 264H256V263L253 262Z\"/></svg>", "mask_w": 264, "mask_h": 264}]
</instances>
